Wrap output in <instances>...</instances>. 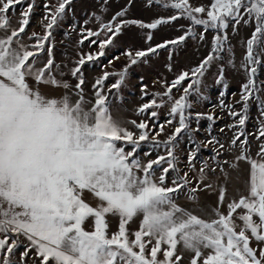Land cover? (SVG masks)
<instances>
[{
  "label": "snow or ice",
  "instance_id": "6c2138e0",
  "mask_svg": "<svg viewBox=\"0 0 264 264\" xmlns=\"http://www.w3.org/2000/svg\"><path fill=\"white\" fill-rule=\"evenodd\" d=\"M134 3L127 0L107 22L95 16L96 30L81 28L78 45L95 50L79 51L68 68L56 63L52 37L73 0H44L42 35L27 31L34 0H0V264H264V80L258 76L264 68V0H143L147 9L171 12L150 21L129 17ZM182 19L187 23L177 27L180 35L152 43L161 26ZM241 26L251 32L237 68L229 31ZM131 27L144 33L147 47L125 49L101 64L103 70L120 56L128 61L94 78L87 98L85 65L106 57ZM209 32L207 55L170 81H155L163 91L149 92L141 77L139 119L114 115L112 101L121 99L130 67L164 50L172 72L175 50L189 39L205 41ZM213 68L215 83L224 87L229 68L246 74L236 102L242 107L218 105L232 121L220 128L225 136L233 132L223 140L211 133L197 138L202 119L211 127L222 117L193 112L190 99L204 98L201 86ZM252 100L260 108L259 124L247 132ZM185 137L192 147L182 168L176 148ZM250 137L257 141L255 157ZM209 146L213 154L201 160ZM200 193L216 199L201 202Z\"/></svg>",
  "mask_w": 264,
  "mask_h": 264
},
{
  "label": "rangeland",
  "instance_id": "374dc122",
  "mask_svg": "<svg viewBox=\"0 0 264 264\" xmlns=\"http://www.w3.org/2000/svg\"><path fill=\"white\" fill-rule=\"evenodd\" d=\"M36 7L34 13L31 16V23L27 31L30 33L32 31L37 32L38 34H43V29L39 26L41 17L44 15L43 2L44 0H34ZM195 3H208L209 0H194ZM127 3V0H109V4L101 5L100 0H73L71 10L67 12L64 20L53 32V55L57 64L61 66L67 65L68 68L73 66V62L78 58L77 53L79 51L89 52L95 49L83 46L82 48L78 45L77 41L80 39L79 32L83 27L91 28L96 30L98 24L95 20V16H100L102 20L107 22L111 16L122 8ZM171 14L170 11L164 10L159 6H156L152 9H147L144 6L143 0H135L134 5L129 10V17L141 19L144 21H150L154 17H167ZM20 16L19 6H17L16 12L13 16L10 17L13 25L16 24ZM185 20H180L177 24L173 26H161L159 30L155 31L153 44L159 43L165 39L174 38L181 33L176 29L179 24H186ZM199 31V29H198ZM68 35H65V33ZM251 28L239 27L237 31H229V39L232 46V56L233 61L239 68V65L243 61L244 51H245V39L250 34ZM212 40V33L207 34L205 41L200 42L198 40L189 39L186 42V45H182L175 50V54L171 63L173 64V71L169 72L165 67L166 63H169L167 57L168 53L164 50L160 51L159 55H153L148 58L147 63H139L133 65L128 69V76L125 81V84L120 90L121 99H113L112 108L114 115H119L126 119H139L134 115L135 109L139 106L142 101L140 99V86H141V77L143 78V84L148 85L149 92H158L163 91L160 84L155 83L158 79L167 80L173 79V73L179 71L181 68L190 67L197 64L200 59L207 55L210 51V41ZM147 45L144 41V33L135 28L131 27L125 29L124 33L119 36L115 43L107 50V56L101 58L96 64L85 65L83 72L86 77L85 93L86 97L92 98V83L94 78L102 75V71L114 72L121 70L122 67L128 62L127 58L120 56V59L115 61L114 64L110 67L101 69V64H107L108 60L112 59L114 56H119L122 51L125 49H139L145 48ZM43 55V54H42ZM68 68H64V71L67 72ZM215 72L216 69L213 68L210 70V73L206 76L202 86L201 91L203 92L204 98L197 101L195 97H190L193 101V112H202V113H211L214 112L217 116L222 117L217 120L215 123L211 124L206 119H202L199 122V127L201 131L196 134L198 139L210 138L209 133L213 136H217L222 140L230 138L233 135V132L226 130L225 133L220 132V128L225 125L232 123L231 118L227 116L226 111H222L218 106L221 101L223 103L234 106L239 110L242 105L236 103L241 99V85L246 82V74L243 69H233L229 68L226 72V78L223 85H218L215 83ZM259 79L264 80V68H261L258 73ZM64 79L70 80L71 83H75L74 80H71L70 75H66ZM116 77H110L106 82L111 84L115 81ZM115 91V90H113ZM223 93V95H221ZM179 95V93H177ZM168 106H165L159 110L160 121L163 122L167 119ZM259 112L260 108L255 100L249 102L248 108V122L246 126L247 132H255L259 124ZM195 126V125H194ZM172 129L169 126L166 128V132H170ZM164 137H161L163 139ZM252 144L251 154L255 157L257 151V141L254 138L250 137ZM192 147L190 140L186 137L180 140V143L177 145L176 154L180 158L181 167H184L186 163L185 157L188 153V150ZM147 150V149H145ZM211 146L207 150H202L200 153L201 160L208 159L212 155ZM143 159L155 158V154L152 157H142ZM211 163V160H209ZM199 167V162L197 163ZM241 168L243 169V177L247 179V170L248 165L242 163ZM186 170V169H185ZM236 173H233L235 176ZM231 190V185H229ZM216 199V196L209 195L208 193H200L201 202L212 203ZM183 206L191 207L192 203L181 199L180 201ZM113 229L115 228L116 221H112ZM137 223L131 225L133 229L137 227Z\"/></svg>",
  "mask_w": 264,
  "mask_h": 264
}]
</instances>
